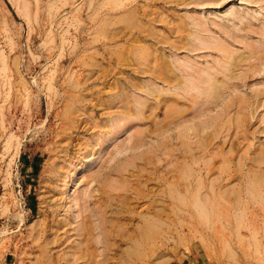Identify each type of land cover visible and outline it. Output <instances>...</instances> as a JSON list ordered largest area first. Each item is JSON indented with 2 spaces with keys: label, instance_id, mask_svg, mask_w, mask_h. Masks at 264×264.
Here are the masks:
<instances>
[{
  "label": "rangeland",
  "instance_id": "1",
  "mask_svg": "<svg viewBox=\"0 0 264 264\" xmlns=\"http://www.w3.org/2000/svg\"><path fill=\"white\" fill-rule=\"evenodd\" d=\"M0 264H264V0H0Z\"/></svg>",
  "mask_w": 264,
  "mask_h": 264
}]
</instances>
